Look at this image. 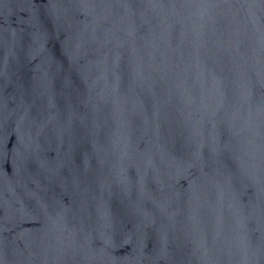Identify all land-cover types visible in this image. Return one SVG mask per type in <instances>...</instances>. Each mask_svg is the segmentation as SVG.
<instances>
[{
    "label": "water",
    "instance_id": "obj_1",
    "mask_svg": "<svg viewBox=\"0 0 264 264\" xmlns=\"http://www.w3.org/2000/svg\"><path fill=\"white\" fill-rule=\"evenodd\" d=\"M0 264H264V0H0Z\"/></svg>",
    "mask_w": 264,
    "mask_h": 264
}]
</instances>
